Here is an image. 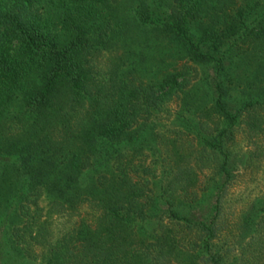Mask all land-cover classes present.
Segmentation results:
<instances>
[{
  "label": "trees",
  "instance_id": "trees-1",
  "mask_svg": "<svg viewBox=\"0 0 264 264\" xmlns=\"http://www.w3.org/2000/svg\"><path fill=\"white\" fill-rule=\"evenodd\" d=\"M130 1L125 16L123 0H0V264H264V214L241 218L234 241L221 220L235 132L263 131L264 64L259 75L249 64L264 46V3ZM130 27L184 64L134 62ZM231 87L241 97L229 101ZM172 99L173 121L214 163L200 190L174 147L177 160L168 150L159 168L144 164L147 131ZM84 205L54 232L55 214Z\"/></svg>",
  "mask_w": 264,
  "mask_h": 264
},
{
  "label": "rangeland",
  "instance_id": "rangeland-1",
  "mask_svg": "<svg viewBox=\"0 0 264 264\" xmlns=\"http://www.w3.org/2000/svg\"><path fill=\"white\" fill-rule=\"evenodd\" d=\"M259 1L262 4L264 3L262 0ZM123 2L120 13L129 16L132 2L130 0H123ZM250 21H252V19H250ZM124 41V43L128 45L125 49L126 53L131 52L130 55L134 62H138L137 56H143L144 58L141 62L146 60V62L143 63L144 66H150L152 69L161 67L162 73L170 72V69L172 72L173 67H169V64H174V57L171 55L172 51L169 48H166V44L158 45L153 43L151 35L134 27L129 28L128 35H126ZM247 46L248 44H245L239 49L246 50ZM234 50V52L240 51L237 49ZM121 52L123 53V50ZM99 63V66L106 67L107 59L100 58ZM183 64L184 61L176 60V63L173 66L178 70ZM262 64H264V46L257 48V54L252 63L249 64L252 66L250 67V71L259 75L260 70L258 69L263 66ZM188 68L189 67H187V69ZM188 70L191 72L190 69ZM208 73L209 71H207V74ZM258 86H264V78H261L258 84L256 81L254 87L258 88ZM228 95L229 101L230 99L232 101V98L235 100L241 97L238 91L233 87L229 89ZM166 106L170 111V114L163 115V121L158 123V126L150 127L147 131L148 137L149 134L153 135L149 138L150 140L154 139L151 141L154 149H152V151H144V154L146 155L144 158V164L155 161L158 162L157 166L159 168V164L165 163L166 160H168V150H172V156L177 160V157L173 153L174 147L179 154V164L182 162L184 164L188 163L193 168L195 174H197V182L194 188L195 190H200L208 184L209 179L212 177L210 174L212 173L214 163L208 159V161L201 160L200 154L198 153L199 146L197 145L196 140L193 139L194 137L191 134H188L186 130L181 129L178 123L173 121V116L179 111L177 100L172 99ZM258 115L261 116V119H264V110L259 111ZM216 122L217 118L215 115L211 114L209 118V125L211 128H213L212 126ZM262 128L263 131L257 137L253 136V134L245 128H240L235 132L234 141L229 145V150L231 152L230 159L232 161V164L230 165L232 179L222 198L221 220L224 221L225 224L228 225V229L231 230L229 238L232 241L237 237L238 222L240 223L241 218H247V220L256 223L259 216L264 214V123ZM170 142L174 145L170 146ZM158 172L159 170L157 173ZM164 184L166 183L164 182ZM174 188V190L180 191L179 185H176ZM177 193L179 194V192ZM39 205L46 208L47 200L43 198ZM87 211L88 210L84 205L74 213H67L65 215L55 214L52 219L54 232L61 233L71 227L74 222L85 217L88 213ZM248 236H250V234L245 237ZM263 237L264 236H262V238ZM244 241L247 242V239H244ZM238 251L239 249L237 248L233 249V254L237 255ZM18 260L12 257L7 263H24Z\"/></svg>",
  "mask_w": 264,
  "mask_h": 264
}]
</instances>
